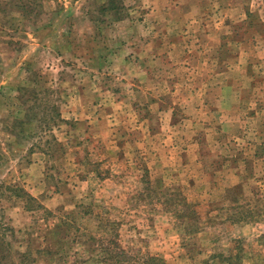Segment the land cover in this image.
<instances>
[{
	"label": "rangeland",
	"instance_id": "obj_1",
	"mask_svg": "<svg viewBox=\"0 0 264 264\" xmlns=\"http://www.w3.org/2000/svg\"><path fill=\"white\" fill-rule=\"evenodd\" d=\"M0 264H264V0H0Z\"/></svg>",
	"mask_w": 264,
	"mask_h": 264
}]
</instances>
